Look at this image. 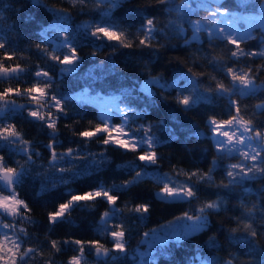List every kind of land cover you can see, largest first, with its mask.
<instances>
[{"label":"trees","instance_id":"trees-1","mask_svg":"<svg viewBox=\"0 0 264 264\" xmlns=\"http://www.w3.org/2000/svg\"><path fill=\"white\" fill-rule=\"evenodd\" d=\"M190 3L195 11L181 16L175 11L171 13L166 11V6L159 4L158 0H124L119 7L111 11L110 15L104 16V5L97 7L91 2L80 3V0L75 4L69 0H43L42 4H33L30 0H0V15L3 16V20H0V33L5 34L10 47L17 50L18 57L15 61L8 60L4 63L19 64L23 69L19 79L0 80V91L7 87L23 89L31 86L35 79L34 72L37 68H41L48 70L53 78L49 94L74 97L87 90L91 95L120 96L123 90L134 87L136 91L133 95L141 96L146 104L148 101L144 94L139 92V87L150 76H161L164 81L171 83L177 73L183 74L185 69L192 68L193 72L203 74L200 78L202 88L215 86L216 81L212 77L229 84V78L211 62L213 57L221 64L235 66L244 71L251 67L257 84H264V67H261L264 65V59L243 58L237 62L230 57V50L234 46L221 40H214L209 44L208 37L203 32L200 33L199 42L192 41L190 45H185L184 38L178 36L169 26L170 22L182 24L186 29L184 36L191 40L190 20L210 21L216 18L199 6L200 0H190ZM220 4L229 8L232 13L255 14L259 9L258 0H220ZM52 8L60 9L70 16L68 28L67 23L65 27L74 37L78 55L82 58L81 66L75 74L61 76L59 70L62 66L48 58L56 52V45L59 42L55 31L51 30L52 27H57V14L50 11ZM145 16L154 17L157 28L161 30L157 38L152 41L151 48L139 46L135 36ZM26 17L31 19L26 21ZM113 20L126 29L127 34L132 37L134 42L132 49L117 48L113 54L111 46L106 45L97 50L93 38L81 27L88 22L103 23ZM252 34L256 39L241 42V48L246 50L264 48V44L261 43L264 29L256 28ZM37 44L47 50V55L37 50ZM156 49L158 51H154ZM93 52H96L95 56ZM2 57L3 52L0 51V58ZM90 72L96 76L95 80L88 79ZM186 83L180 81L179 87L183 88ZM153 92L155 95L152 99L155 101V106L147 109L144 118H137V123L140 125L146 127L152 125V132L161 141L160 146L156 148L159 167L149 168V173L158 170L185 181L186 173L207 172L211 168V161L216 158V152L206 122L210 116L227 119L230 114L227 101L223 98H213L212 103L200 101L191 110L184 111L182 106L175 102L179 95L176 90L164 91L154 87ZM13 98L19 104H31L26 97H9V99ZM240 99L241 114L244 118L251 117L255 124L264 127V115L253 116L256 111L255 106L264 102V89L255 96ZM134 104L138 111L144 109V104L138 102ZM65 108L68 112L67 117H61L57 122L58 138L61 142L57 146V153L64 152L69 147L80 148L81 151L94 154L98 158L99 154L105 151L104 146L96 142L103 138V134L91 142L73 134L94 127L100 122L97 107L76 99L65 103ZM47 110L45 107L44 111ZM161 120L166 121V128L156 127ZM10 122L15 123L17 131L40 153L39 157H33L35 164L31 161L27 162L30 174L16 189L19 198L25 200L31 208V212L28 213L31 222L29 220L16 222L17 234L25 241L24 247L36 250L28 264H68L70 258L77 253L74 251L75 245L71 243L65 245L63 243L65 240H100L110 249L111 238L98 231L102 214L110 211V206L105 201L98 199L86 208H76L71 211L70 222L57 223L55 226L49 224L48 214L55 211L59 203L66 201L67 197L64 193L69 188L82 193L96 188L101 183L110 188L113 184L120 185L133 179L134 174L118 169L117 166H126L129 162L140 163L135 160L137 154L109 145L106 154L110 163L102 171L92 173L68 185L58 184L53 188L50 181L56 179L59 173L49 167L51 155L45 147L50 143L48 133L51 130L33 121L26 113L16 115ZM132 127L135 129L136 125ZM167 129L174 131L175 139H169L171 134ZM197 132L201 135L197 136L195 134ZM0 154L5 156V162L9 166L15 167L14 161L25 164L22 153L9 154L4 150ZM237 162V157H227L218 161V166L213 171L216 184H220L221 181L227 183L224 176L225 168L227 164ZM91 163V160L77 159L68 161V166L75 165L78 169ZM44 184L48 185L49 190H42ZM198 187L200 200L193 204L158 200L155 194L160 191L161 185L150 176L145 177L126 192L114 193L119 196L116 204L119 212L113 218L111 227L115 230L116 225H121L125 232L128 255L112 264H140L134 255L139 249L144 248V233H151L181 216L185 211H192L206 201L215 200L217 193L221 194L225 203L219 213L209 214V226L179 245L170 242L160 247L151 260L155 258L156 264H192L193 257L199 255L203 258L216 259L219 263L230 260L234 264H264V219H260L261 208H264V177L256 181H246L242 187L234 191L215 186L207 187L203 184ZM245 188L248 189L247 192L244 191ZM140 204L149 206V212L144 214L143 218H139V214L134 212V208ZM253 205L257 206L254 210L255 219L249 220L246 213ZM0 218L4 222H11V217ZM244 223H252L261 235L256 238L247 235L244 231ZM19 228H24L28 235L19 233ZM233 229L236 231L233 232ZM213 239L215 246L210 243ZM53 240L57 241L62 249L58 253L51 248ZM85 256L89 261L87 264H100L93 250L87 246Z\"/></svg>","mask_w":264,"mask_h":264},{"label":"snow or ice","instance_id":"snow-or-ice-1","mask_svg":"<svg viewBox=\"0 0 264 264\" xmlns=\"http://www.w3.org/2000/svg\"><path fill=\"white\" fill-rule=\"evenodd\" d=\"M73 4L76 0H72ZM94 3L97 7L105 6L103 11L104 16L110 15L111 11L120 6L124 0H80V3ZM33 4H42L43 0H30ZM158 3L166 6V11L171 13L175 11L178 15H184V9L189 12H194L190 0H158ZM215 5V7H212ZM48 7L47 5H44ZM111 6V7H108ZM200 7H203L210 16L217 17L215 21H203L200 19L190 20L192 29L191 40L184 36L186 29L182 24H177L175 21L170 22L169 26L174 32L184 38L185 45H190L192 41L199 42L201 40L200 33H205L208 37L209 44L214 40L225 41L227 44L234 46L230 50V57L239 62L243 58L253 59L259 57L264 59V48L259 50H246L241 48V42L256 39L251 31L240 33L235 27V17L229 8L220 4V0H200ZM7 7V5H6ZM256 7V5H252ZM260 9L261 21H264V0H258ZM50 11L57 15V27L53 28L59 42L56 45V52L48 56L51 61L61 65L59 74H75L81 66L82 58L78 55L77 47L74 43V37L63 27V22L70 19L69 14L64 13L60 9L52 8ZM31 17H26V21ZM243 19V18H242ZM0 20L3 16L0 15ZM206 24L210 25L206 27ZM11 27V26H10ZM88 35L93 38V43L96 44L97 50L111 46L113 54L117 48L132 49L134 42L131 36L127 34V30L123 29L115 20L103 23L88 22L81 26ZM264 28V23L260 24ZM161 30L155 24V18L145 16L142 20L141 27L137 30L135 36L139 46L151 48L152 41L157 38V34ZM261 43L264 44V37L261 38ZM40 52L47 50L43 49L40 44L36 45ZM63 50V51H61ZM0 51L3 52V57L0 58V80L19 79L23 69L19 64L6 65L4 61H15L16 49L11 48L8 41L5 39V34L0 33ZM158 51V49L154 50ZM96 52H93V56ZM211 62L216 65L217 69L224 73L229 78L230 83L225 84L223 80L216 81L215 86H201L200 72H193L192 68H187L183 74L177 73L171 83L164 81L161 76H150L140 84L139 92L144 94L147 103L141 96H134L136 89H125L120 96H112L104 101V98L97 95L96 100L103 101L97 104L103 110V116L100 113V122L94 127L85 129L79 133H73L81 139L91 142L103 134L101 140H97L104 146L105 151L101 152L97 158L96 155L85 153L80 148L73 149L69 147L66 151L57 153V146L61 143L57 129V122L61 117H67L68 112L65 108V103L70 100L81 99V97H65L63 95L49 94V88L52 86L53 78L48 70L37 68L34 72V82L31 86L23 89L17 87H7L0 91V152L7 150L9 154L22 153L25 158V164H20L19 161H14L16 166H9L5 162V156L0 154V217H11V222H4L0 218V264H28L29 260L35 253V249L25 248V241L19 238L17 234V221L23 222L29 220L28 213L31 208L28 203L19 198V193L16 191L26 176L30 174V169L27 167V162L31 161L35 164L33 157H39L40 153L35 150L32 143L23 138L17 131L15 123L10 121L18 114L26 113L33 121L38 122L41 126L51 130L48 135L50 143L45 145L51 155L49 167L56 170L59 176L50 181L53 188L57 185H68L72 182L81 180L92 173L100 172L109 163V157L106 154L109 145L122 149L125 152L136 153L135 160L140 163L129 162L128 165H118V169H124L134 174L133 179L127 180L120 185L113 184L112 187H105L102 183L94 189H89L82 193L68 189L64 195L66 201L59 203L57 209L49 212V224L55 226L57 223L70 222L71 211L76 208H86L96 200L101 199L110 206V211L102 214L100 220L99 233L107 235L111 238L112 247L109 249L100 240L82 241L79 239L65 240V245L71 243L75 245L74 251L77 255H73L68 264H86L84 261L86 246L93 250L95 257L100 264H112L122 257H127L125 232L121 225H116L115 230L111 227L113 218L117 216L119 210L116 208L119 196L114 193L126 192L132 186L139 184L145 177L149 176V168L159 167V157L156 148L160 146L161 141L152 132V125H140L137 123V118H144L147 114V109L155 106V101L152 99L155 93L152 91L154 87L164 91L176 90L179 95L176 98V103L182 106L184 111H189L195 107L200 101L213 102V98H223L227 101L230 109V114L227 119H220L217 116H210L207 120V127L212 135L216 158L211 161V168L204 173L199 171L186 173V180L181 185H176L175 182L165 173L157 175L154 171L151 176L160 185V192L156 193V198L162 202H186L189 204L196 203L200 200L198 185L203 184L207 187L223 188L236 190L242 187L246 181H256L264 177V127L254 123L253 118L245 119L241 114V99L247 96H255L257 92L264 89V84H257L253 69L248 68L247 71L228 66L211 58ZM261 67H264L262 65ZM88 79L95 80L96 76L93 73H88ZM180 81L187 83L183 88L179 87ZM84 95H87L85 90ZM26 97L31 101L30 105L19 104L16 99L9 97ZM123 97V99L121 98ZM127 101V103L125 102ZM134 102L144 104L143 110H137ZM47 107V111L44 108ZM256 111L253 116L264 115V102L257 104ZM234 113V114H232ZM114 116H118L121 123L118 125L110 124ZM82 118V117H81ZM132 125H136L133 129ZM158 128H166V121L161 120L156 126ZM171 134L169 139H175L174 131L167 129ZM200 136L201 133H195ZM227 157H237V163L227 164L224 176L227 183L221 181L216 184L213 176V171L218 166V161H222ZM91 160L92 163L76 168L75 165L68 166V161L73 160ZM19 169V171H18ZM195 177V180H193ZM42 190L47 191L48 185H42ZM245 192L248 189H244ZM7 192V194H4ZM225 201L221 194L217 193L215 200L206 201L202 206L192 210L185 211L181 216L165 225L163 229L153 230L150 233H144L147 240L151 236L152 245L159 244L162 247L166 246L169 241H175L179 245L189 236L200 232L209 226V214L219 213ZM247 207V206H245ZM247 211L246 216L249 220H254V210ZM89 210H91L89 208ZM134 212L139 214V218H143L144 214L149 212L147 204H140L134 208ZM260 219H264V208H261ZM233 232L236 229L232 230ZM244 231L252 238H256L261 233H258L252 223H244ZM158 232H163V236L158 235ZM19 233L28 235L24 228H19ZM212 246H215V240H211ZM51 248L57 253L62 249L58 246V242L51 241ZM142 258L151 253H140ZM146 264H156L155 258L147 261ZM192 264H215V261L206 260L197 255L193 257ZM226 264H231L227 261Z\"/></svg>","mask_w":264,"mask_h":264},{"label":"rangeland","instance_id":"rangeland-1","mask_svg":"<svg viewBox=\"0 0 264 264\" xmlns=\"http://www.w3.org/2000/svg\"><path fill=\"white\" fill-rule=\"evenodd\" d=\"M69 1H72V0H69ZM77 1V0H76ZM193 8V7H192ZM184 13H193V12H189L187 9H184L183 10ZM233 16L236 18L234 23H235V27L236 29L238 30V32L240 33H245V32H248V31H251L253 32L254 29L256 28H259L260 27V24L261 23H264V21H261L259 19L261 13H260V9H258V13H255V14H244V13H232ZM243 18V19H242ZM56 19H57V16H56ZM218 18L216 17L214 20H210V21H215L217 20ZM61 23H63V27H65V24L67 23V28H68V23H69V20H67V22H63L61 21ZM210 25L206 24V27H209ZM264 29V28H263ZM55 33V36L57 37V34L56 32ZM58 38V37H57ZM154 90V88L152 89V91ZM85 91L84 92H80L76 95H74V97H81V100L85 101V102H88V103H91V104H94L96 107H97V104L99 103H102L103 101H100V100H96L95 97L97 95H91L87 92V95H84ZM101 97L104 98V101L110 99L112 96H119V95H99ZM98 109V115H99V118H100V113H101V117L103 116V110H101L99 107H97ZM121 123V120L118 116H114L112 118V120L110 121V124H114V125H118ZM154 172V171H153ZM157 173V175H161V174H165L164 172H161V171H158L156 170L155 171ZM174 182L176 185H181L183 184L185 181L184 180H181V179H178L174 176H172L171 174L169 173H166ZM151 178V174L149 175ZM160 192V191H158ZM157 192V193H158ZM175 219L171 220V221H174ZM171 221L163 224L162 226H160L159 228L155 229V230H160V229H163V227L165 225H168ZM210 222V220H209ZM204 230V229H203ZM202 230V231H203ZM200 231V232H202ZM200 232H197V233H194L192 236L200 233ZM152 233V232H151ZM150 233V234H151ZM158 235L160 236H163V232H158L157 233ZM192 236H189L188 238L192 237ZM186 238V239H188ZM151 242V236L146 240L144 239L143 243H144V248L143 249H139L137 251V253L134 255V258L137 257L140 264H146L147 261H150L151 258L155 255L157 249H159L160 247H162L161 245L159 244H156V245H152L151 247H149V244ZM170 242H175V241H169L168 244ZM140 253H151V255H146L144 256L143 258L139 255ZM95 256V255H94ZM206 260H210V261H215V264H226V263H219L216 259H208V258H205ZM84 261H86V264L89 262L87 261V258L86 256H84ZM82 264H84V262H82ZM231 264H234L231 262Z\"/></svg>","mask_w":264,"mask_h":264}]
</instances>
